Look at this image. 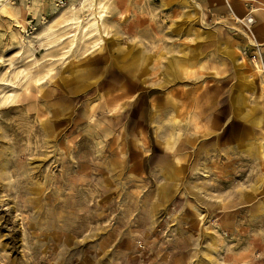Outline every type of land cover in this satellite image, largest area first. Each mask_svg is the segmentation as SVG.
Returning <instances> with one entry per match:
<instances>
[{"label":"rangeland","instance_id":"1","mask_svg":"<svg viewBox=\"0 0 264 264\" xmlns=\"http://www.w3.org/2000/svg\"><path fill=\"white\" fill-rule=\"evenodd\" d=\"M232 2L0 6V264H264V0Z\"/></svg>","mask_w":264,"mask_h":264},{"label":"bare ground","instance_id":"2","mask_svg":"<svg viewBox=\"0 0 264 264\" xmlns=\"http://www.w3.org/2000/svg\"><path fill=\"white\" fill-rule=\"evenodd\" d=\"M6 1L7 0H0V2H1V5L0 6H2V10H1V12H5V13H9V10H8V8L6 7ZM235 1H238V2H240V1H243V0H235ZM226 2V1H225ZM99 16L100 17H103L104 15H103V13H105L106 11V6H105V4H102V3H100V5H99ZM103 15V16H102ZM75 16V15H74ZM77 16V15H76ZM235 17V16H234ZM18 18V17H17ZM77 20L79 19V18H76ZM72 20H75L74 18L72 19ZM21 22V21H20ZM73 22V21H72ZM74 23H77V22H73L72 24H74ZM21 24V23H20ZM17 39V38H16ZM14 40V39H13ZM260 65H258V63H256L255 64V68H256V73L257 74H260L261 73V69H260V67H259ZM255 70V69H254ZM188 70L186 69V72H187ZM264 86V85H263Z\"/></svg>","mask_w":264,"mask_h":264},{"label":"built area","instance_id":"3","mask_svg":"<svg viewBox=\"0 0 264 264\" xmlns=\"http://www.w3.org/2000/svg\"><path fill=\"white\" fill-rule=\"evenodd\" d=\"M249 15L250 14H248L246 17H244L243 19H241V21L238 22V23H241L244 26H250L251 24H253L254 19L251 16L249 17Z\"/></svg>","mask_w":264,"mask_h":264},{"label":"crops","instance_id":"4","mask_svg":"<svg viewBox=\"0 0 264 264\" xmlns=\"http://www.w3.org/2000/svg\"><path fill=\"white\" fill-rule=\"evenodd\" d=\"M243 1H244V0H243ZM238 3H240V2L233 0V2H232V7H233L234 5H237ZM233 11H234V8H233Z\"/></svg>","mask_w":264,"mask_h":264}]
</instances>
